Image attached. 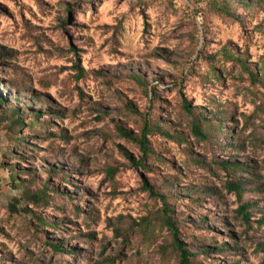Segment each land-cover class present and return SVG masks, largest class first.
Wrapping results in <instances>:
<instances>
[{
    "label": "rangeland",
    "instance_id": "1",
    "mask_svg": "<svg viewBox=\"0 0 264 264\" xmlns=\"http://www.w3.org/2000/svg\"><path fill=\"white\" fill-rule=\"evenodd\" d=\"M218 1L0 0V264H179L152 189L191 264H264V0Z\"/></svg>",
    "mask_w": 264,
    "mask_h": 264
},
{
    "label": "trees",
    "instance_id": "2",
    "mask_svg": "<svg viewBox=\"0 0 264 264\" xmlns=\"http://www.w3.org/2000/svg\"><path fill=\"white\" fill-rule=\"evenodd\" d=\"M215 1V11L217 13H220L222 15H225L229 18H235V14L233 13V10L231 8V6H229L228 2H220L218 0H214ZM78 72L80 73V75L83 74L82 69H80V67H78ZM254 77V76H253ZM136 78H138L139 83H141V77L137 76ZM256 78V77H255ZM185 110L194 115V111L195 109L191 107V104L189 103H185L184 104ZM12 115L14 117H16V122L15 124H21L22 123V117H21V110L20 108H16V109H10ZM204 121L208 122L207 119H203ZM209 121L212 122V119H210ZM202 123V121H200ZM151 126L150 124L146 121L144 128L142 130V133L139 137H135L133 136L131 133H128L127 130H125L124 128H119L120 133L127 139L134 141L139 148L141 149V151L144 153L145 156L149 155L150 153V147H149V140H148V135L151 132ZM21 131V130H19ZM159 131L160 130L159 128ZM194 131L197 135L199 136H203L202 131L200 130L199 124H195L194 126ZM225 131V130H224ZM169 135V134H168ZM237 165H235L234 163H230L229 161L223 162V167L225 169L231 168V167H236ZM108 174L110 176H114L116 174V169L110 168L108 170ZM170 187L172 188V191H174V182H169ZM228 189L232 192H236L239 195L242 194V188L241 185L238 183H229L228 184ZM31 194V198L30 201L33 202V204L38 205L40 202V195H34L33 193H29ZM151 194L154 197H158L160 199L163 200V202L165 203V207H164V214H165V218H164V224L168 227V229L170 230V232L172 233L173 236V240H174V244L176 246V250L179 253V257H180V261L179 264H191L192 260H194V258L197 256V254H194L191 252V250L189 248H187L186 244L182 241H180L179 239V229L177 224L173 221L172 219V214H174V210L172 207H170L167 203V198L165 195H159L157 194L153 189L151 190ZM251 206L249 204L244 205L243 207H241L239 209L240 214L242 215V217L244 218V221L246 223H248L250 221V214L247 212L248 209H250ZM206 218H202L201 222L206 221ZM263 223L264 222V218H262L261 220ZM56 250H61L60 247H55ZM225 247L221 246L219 248V251H224Z\"/></svg>",
    "mask_w": 264,
    "mask_h": 264
}]
</instances>
